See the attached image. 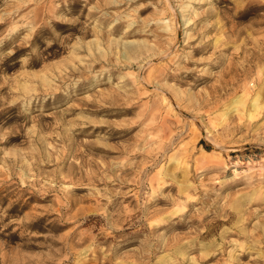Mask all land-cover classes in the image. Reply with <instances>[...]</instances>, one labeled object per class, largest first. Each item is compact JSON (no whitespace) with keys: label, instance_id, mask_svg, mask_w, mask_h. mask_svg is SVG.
Masks as SVG:
<instances>
[{"label":"rangeland","instance_id":"1","mask_svg":"<svg viewBox=\"0 0 264 264\" xmlns=\"http://www.w3.org/2000/svg\"><path fill=\"white\" fill-rule=\"evenodd\" d=\"M0 264H264V0H0Z\"/></svg>","mask_w":264,"mask_h":264}]
</instances>
